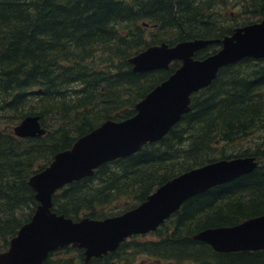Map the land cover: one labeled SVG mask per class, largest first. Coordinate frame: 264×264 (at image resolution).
<instances>
[{"label":"trees","instance_id":"16d2710c","mask_svg":"<svg viewBox=\"0 0 264 264\" xmlns=\"http://www.w3.org/2000/svg\"><path fill=\"white\" fill-rule=\"evenodd\" d=\"M225 2L0 0V252L37 205L28 178L103 121L133 116L135 104L179 66L174 61L166 69L134 73L128 59L162 42L221 39L264 14V0H234L253 18L222 25L213 9ZM218 48L208 45L193 58ZM26 116L38 117L42 136L12 134ZM258 131L264 133V59L243 58L191 94L189 111L158 142L54 192L51 211L73 221L103 219L136 207L160 185L204 164L253 157L255 169L185 200L149 233L152 240L131 236L88 262L81 249L68 246L50 252L42 264H130L138 253L156 264H264V250L216 253L192 238L264 215V142L256 151L216 155L219 144Z\"/></svg>","mask_w":264,"mask_h":264},{"label":"water","instance_id":"95a60500","mask_svg":"<svg viewBox=\"0 0 264 264\" xmlns=\"http://www.w3.org/2000/svg\"><path fill=\"white\" fill-rule=\"evenodd\" d=\"M211 44L219 49L200 60L193 55ZM243 58L264 59V14L259 22L234 28L221 39L183 40L172 46L152 45L127 60L131 71L143 73L179 66L134 106V115L121 121L105 120L76 138L69 149L53 155L27 185L37 203L29 220L0 252V264H42L50 252L71 246L83 251L84 262L115 251L127 238L154 232L188 198L250 173L253 157L217 160L183 172L151 192L136 207L103 219L73 221L51 211V197L67 184L92 176L102 164L128 157L158 142L189 111V98L206 88L222 67ZM16 138L45 133L37 116H26L12 127ZM193 240L216 253L264 250V215L235 226L204 229Z\"/></svg>","mask_w":264,"mask_h":264},{"label":"rangeland","instance_id":"374dc122","mask_svg":"<svg viewBox=\"0 0 264 264\" xmlns=\"http://www.w3.org/2000/svg\"><path fill=\"white\" fill-rule=\"evenodd\" d=\"M234 0H226V6L222 7V3H219V6H215V8L213 9V13L218 14L221 16V24L222 25H231L234 23H241L243 21V19L247 16L250 17V15H247L246 13H244L243 8L240 7L239 4L234 5L233 4ZM215 15H213L214 17ZM216 17V16H215ZM246 17V18H247ZM253 18V17H250ZM248 18V19H250ZM216 20V19H215ZM220 23V22H219ZM151 29L147 28V32H149ZM148 35V34H147ZM264 142V133L259 132L258 133H254L252 135H250V137H247L245 139H238L236 141H234L232 144L229 145H224V144H219L216 148V155H219V153H224L226 155L228 154H237L239 152L242 151H256L255 149L257 147H261V145ZM263 148V147H262ZM259 149L258 151L262 150ZM185 149V147H184ZM123 202V200L120 201H115L113 203L114 206H118L119 204H121ZM154 239L153 236H151L149 233L142 235V237H138L135 238L136 241H148V240H152ZM129 240V239H128ZM154 259H148L147 256L138 253L135 254L133 256V260L131 261L130 264H156L155 261H153ZM157 264H170V263H157Z\"/></svg>","mask_w":264,"mask_h":264}]
</instances>
